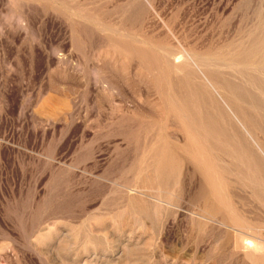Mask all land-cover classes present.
<instances>
[{"label": "rangeland", "instance_id": "rangeland-1", "mask_svg": "<svg viewBox=\"0 0 264 264\" xmlns=\"http://www.w3.org/2000/svg\"><path fill=\"white\" fill-rule=\"evenodd\" d=\"M0 264H264V0H0Z\"/></svg>", "mask_w": 264, "mask_h": 264}, {"label": "bare ground", "instance_id": "bare-ground-1", "mask_svg": "<svg viewBox=\"0 0 264 264\" xmlns=\"http://www.w3.org/2000/svg\"><path fill=\"white\" fill-rule=\"evenodd\" d=\"M248 240H249V239H248ZM243 241H245V240H243ZM245 243H246V242H245ZM259 245H260V243H259ZM259 245H257V243L255 244V243H253V242H252V243H247V248L250 247V250H252V249H253V250H255V249L257 250ZM244 246H245V245H244ZM245 247H246V246H245ZM245 247H244V249H245ZM262 249H263V248H262ZM248 250H249V248H248ZM253 250H252V251H253ZM260 250H261V248H260ZM252 251H251V252H252ZM258 251H259V250H258ZM258 251H257V252H258ZM255 253H256V252H255Z\"/></svg>", "mask_w": 264, "mask_h": 264}]
</instances>
